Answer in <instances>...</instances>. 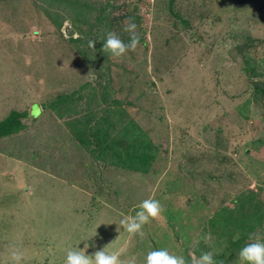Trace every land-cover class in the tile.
Returning <instances> with one entry per match:
<instances>
[{"label":"rangeland","instance_id":"1","mask_svg":"<svg viewBox=\"0 0 264 264\" xmlns=\"http://www.w3.org/2000/svg\"><path fill=\"white\" fill-rule=\"evenodd\" d=\"M129 18L140 44L111 58L99 37L127 43ZM13 111L0 264H64L85 245L237 264L264 233V0H0V123ZM149 197L160 218L117 233Z\"/></svg>","mask_w":264,"mask_h":264},{"label":"clouds","instance_id":"2","mask_svg":"<svg viewBox=\"0 0 264 264\" xmlns=\"http://www.w3.org/2000/svg\"><path fill=\"white\" fill-rule=\"evenodd\" d=\"M123 31L128 33L129 40L124 42L115 32L107 31L99 38L103 40L101 51L111 58H122L129 52H134L140 44L137 35V25L131 18L123 22ZM96 39L90 40L88 46L95 49ZM163 212V206L159 200L153 197L142 200L135 209L134 215H124L119 221V227L129 237L143 236L144 226L150 224L153 220L160 218ZM208 237H205L207 239ZM88 245H85V249ZM106 248L98 250L94 255H86L84 250H69L66 254L64 264H136L135 258L128 261H122L117 253H110ZM14 264H20L22 256L18 252L11 254ZM144 264H189L183 255H177L169 252L167 249L150 250L144 259ZM191 264H219L211 251L202 252L199 257L191 260ZM237 264H264V233L257 230L249 234L248 242L240 249L238 253Z\"/></svg>","mask_w":264,"mask_h":264},{"label":"trees","instance_id":"3","mask_svg":"<svg viewBox=\"0 0 264 264\" xmlns=\"http://www.w3.org/2000/svg\"><path fill=\"white\" fill-rule=\"evenodd\" d=\"M18 117L20 118L19 114L14 111L9 113L8 117L0 123V136L15 133L20 129L21 126ZM94 134L99 135L101 133L98 129H96Z\"/></svg>","mask_w":264,"mask_h":264},{"label":"snow or ice","instance_id":"4","mask_svg":"<svg viewBox=\"0 0 264 264\" xmlns=\"http://www.w3.org/2000/svg\"><path fill=\"white\" fill-rule=\"evenodd\" d=\"M36 111V113L38 114V109L37 110H35Z\"/></svg>","mask_w":264,"mask_h":264}]
</instances>
